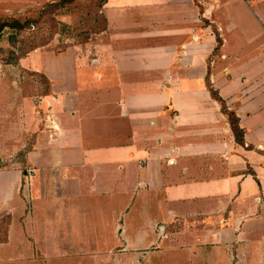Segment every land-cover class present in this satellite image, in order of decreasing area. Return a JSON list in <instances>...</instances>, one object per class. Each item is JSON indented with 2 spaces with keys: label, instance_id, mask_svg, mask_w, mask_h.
<instances>
[{
  "label": "crops",
  "instance_id": "1",
  "mask_svg": "<svg viewBox=\"0 0 264 264\" xmlns=\"http://www.w3.org/2000/svg\"><path fill=\"white\" fill-rule=\"evenodd\" d=\"M49 1L0 0V17L22 16ZM99 13L104 27L76 45V55L73 48L47 52L36 67L51 83L43 95L51 110L19 90L16 78L5 106L0 102V159L11 151L24 162L0 169L12 180L0 193L8 187L16 197L0 209V223L11 219L0 245L20 224L18 239H43L46 255L56 249L57 256L74 255L87 241L97 254L102 242H114V253L127 242L164 247L175 264H215L214 255L240 256L234 245L241 243L251 264H259L264 0H105ZM102 75L109 78L103 87L88 80L100 82ZM207 80L240 119L244 145ZM101 96L110 107L104 114L97 108ZM119 173L127 197L121 216L107 222L95 204L84 213L87 196H116L109 186Z\"/></svg>",
  "mask_w": 264,
  "mask_h": 264
},
{
  "label": "rangeland",
  "instance_id": "2",
  "mask_svg": "<svg viewBox=\"0 0 264 264\" xmlns=\"http://www.w3.org/2000/svg\"><path fill=\"white\" fill-rule=\"evenodd\" d=\"M100 1L99 0H53L49 1L37 10H33L17 18L12 17L8 20L19 19L21 22H26L25 28L18 30L15 28L7 27L0 32V102L5 106V102L8 99L7 87L12 84V79L16 78V86L20 90L22 89L25 94L31 93L35 97V103L37 106L44 102L43 95L45 92H51V83L47 84L42 71H37L36 67H43L47 52H51L56 55H60L61 52H65L73 48L76 55V45L83 43L91 39L94 33L100 31L104 27V22L99 13ZM21 62L23 65H21ZM79 71V77L84 82L83 75L85 71ZM84 72V74H83ZM93 74L99 73L98 70H92ZM14 74H16L14 76ZM40 74V75H39ZM101 75V74H100ZM103 79L97 82L94 78H88L89 82L94 85H100L103 87L108 84L109 78L102 75ZM113 83V81L111 82ZM101 105H98V110L101 114H104L107 110H110L107 99L101 96ZM104 101V102H102ZM49 110L52 108L48 103ZM115 105L112 104V108ZM100 108V109H99ZM42 109V108H41ZM39 108V111L43 114V111ZM114 109V108H113ZM112 109V110H113ZM1 105H0V118H1ZM41 122V121H40ZM44 125V123H41ZM6 131V129H4ZM0 130V149L4 145L1 141L2 135ZM31 137V138H30ZM33 136H29L28 141L32 140ZM26 139V138H25ZM28 145V144H27ZM26 145V146H27ZM25 147V146H24ZM26 149V148H24ZM3 155L4 159H0V169L10 170L14 167L23 168L24 162L21 156L13 152ZM11 172H0V188L4 190L6 183L11 182ZM116 182L109 187H116L118 193L105 194L103 197L97 196L94 199L93 194L87 196L86 204H84L83 212L87 207L94 208V204L97 207L101 215L109 222L112 218L121 216L123 210L127 208L125 205L127 197L125 195L126 183L125 177L123 178L121 173L117 174L115 178ZM113 187V188H114ZM25 189V187H23ZM10 189L7 187L6 192L0 193V209H4L6 205H13L16 202ZM26 201L27 211L31 210V203L28 199ZM98 202V203H97ZM100 206V207H99ZM11 223L10 216H4L0 223V239L7 238L8 224ZM23 225L26 226L25 221ZM17 229H20V224L16 225ZM16 227L12 229L11 240L8 238L4 244L0 245V264H164L167 257L164 254V247H157V244L150 245L145 248L143 245H134L127 242L123 244L119 242V247L123 248L115 251L114 242L105 244L101 243L100 250L97 254V250L91 249L89 251V245L92 246V242H85L86 250H71L74 255L70 256H57L56 250L48 252L46 255L45 247L47 242L43 239L36 240H21L18 239ZM118 228H123L122 222ZM124 233V232H123ZM52 247L56 248L55 242H48ZM68 242H60V246L67 244ZM241 243H235L234 249H239L240 256L226 255H214L215 264H251L250 256H245V248ZM207 246L204 247H208ZM109 248L111 252H108ZM218 250V249H216ZM229 250V249H228ZM64 251V250H63ZM171 251V250H170ZM247 251V250H246ZM237 252V250L235 251ZM51 253V254H50ZM55 254V255H54ZM220 254V252H218ZM167 264H175L170 258ZM189 259L188 263L194 262ZM217 260H219L217 262ZM264 264V258L261 259ZM201 263L206 264L202 259ZM171 262V263H170ZM200 263V264H201ZM210 264V263H209ZM256 264V263H255Z\"/></svg>",
  "mask_w": 264,
  "mask_h": 264
},
{
  "label": "trees",
  "instance_id": "3",
  "mask_svg": "<svg viewBox=\"0 0 264 264\" xmlns=\"http://www.w3.org/2000/svg\"><path fill=\"white\" fill-rule=\"evenodd\" d=\"M99 1H100V7H101L105 0H99ZM9 18H12V17H0V32L3 31L7 27L15 28L18 30H22L23 28H25L26 22L25 23L21 22V20L19 19L8 20ZM42 78L45 79L47 84H49V81L45 76H42ZM207 85H208V88L211 92L213 99H215L216 101L220 103L223 113L227 115L229 122L231 124L232 130L235 134L236 141L244 145L245 144V130L241 128L240 126V119L237 117L235 112L228 109V106L225 100L219 95V92L212 87L210 80H207ZM46 93H48V91L45 92V94Z\"/></svg>",
  "mask_w": 264,
  "mask_h": 264
}]
</instances>
